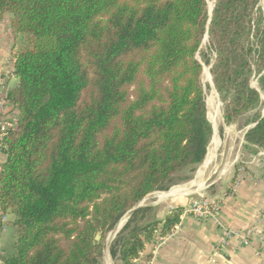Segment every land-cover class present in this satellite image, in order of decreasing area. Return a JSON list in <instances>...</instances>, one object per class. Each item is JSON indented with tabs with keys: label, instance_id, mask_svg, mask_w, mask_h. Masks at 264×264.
Masks as SVG:
<instances>
[{
	"label": "trees",
	"instance_id": "obj_1",
	"mask_svg": "<svg viewBox=\"0 0 264 264\" xmlns=\"http://www.w3.org/2000/svg\"><path fill=\"white\" fill-rule=\"evenodd\" d=\"M263 1L215 0L209 22L207 0H0L16 41L8 100L19 110L2 147L0 212L18 228L4 264H103L105 235L126 212L205 159L204 63L225 124L260 106L251 80L264 92ZM254 124L244 145L258 153L264 113ZM149 210L114 239L117 264L168 236L184 207L140 225Z\"/></svg>",
	"mask_w": 264,
	"mask_h": 264
},
{
	"label": "crops",
	"instance_id": "obj_2",
	"mask_svg": "<svg viewBox=\"0 0 264 264\" xmlns=\"http://www.w3.org/2000/svg\"><path fill=\"white\" fill-rule=\"evenodd\" d=\"M10 20V14L0 19V98L4 100L0 105V120L9 119L16 126L19 110L8 100L9 92L18 86L12 53L16 41L10 28ZM261 152L259 151L258 157H251L250 154L249 158L242 160L243 165L226 172L225 178L206 192L210 200L222 199L219 219L225 230L212 218L199 219L183 212L172 234L164 240L157 234L135 259L134 264H263L264 156L260 155ZM5 161L6 154L0 148V168ZM202 173L191 182L173 187L171 191L154 193L152 197L157 198L156 204L173 198L178 206H188L194 198L182 200L178 196L191 194L185 188L189 184L191 188L194 185L197 187L196 180ZM206 187L207 184L201 190ZM170 212L171 210L164 208L157 217L164 220ZM4 214L6 219L0 231V264H4L6 257L16 254L18 237L13 215L10 212ZM123 223L124 219L118 227ZM118 227L109 234V239L115 235ZM250 229L251 235L247 245H244L238 236L226 235V230L245 232ZM109 258L112 261L107 249L104 264H108Z\"/></svg>",
	"mask_w": 264,
	"mask_h": 264
},
{
	"label": "rangeland",
	"instance_id": "obj_3",
	"mask_svg": "<svg viewBox=\"0 0 264 264\" xmlns=\"http://www.w3.org/2000/svg\"><path fill=\"white\" fill-rule=\"evenodd\" d=\"M207 1H208V11L210 12L211 7H213L214 0H207ZM207 44H208V41L206 39V41L204 42V45H203V49L206 53H208L209 57L212 58V57H214V54L210 53V51L208 50ZM199 58L202 59V57L200 55H199ZM210 65H207L204 63V67L206 66V67L210 68ZM210 73H211V69H209V74ZM201 80H202V84L205 88L206 101H207L208 97H211V96L217 97L218 105L220 106L221 112L223 114L222 102H221L217 92L215 91L213 85H212V74H210V82L203 79V74H202ZM251 83L254 87L258 88L257 87L258 86V79L256 77L252 78ZM260 89H259V91H260ZM263 111H264V98H263L262 92H261V104L257 109L243 115L241 118H239L237 123L232 124V125L225 124L224 119L222 117L221 122H219L218 126L215 127V125H214L215 117L211 115V111H210L208 104H207L208 118H209L210 122L214 125L215 132L213 130V138H212V141L208 147V151H207L205 159L203 160V162L201 164H198L193 170H186L183 173H181L179 175V177H177L176 184L172 185L170 189L156 191V192L171 191V189L175 186L182 185V184L191 182L194 179H196L205 170V165H206L207 160L209 158L210 148H211V146L214 145L216 150H215V155L213 157L214 160H213L212 165L213 166L216 165V166H215V169H213L210 172V177L208 178V181L206 180L207 183L204 184V185L207 184V187L204 190L196 191L195 190L196 187L194 185L191 188L192 189L191 194H188L186 196L185 195L178 196V198H181L182 200H186V199H190V198L197 199V198H199L200 194H204L205 196H207L206 192L210 189V187L215 185V184H218L221 180H223L225 178L226 172H228L230 170L231 171L234 170L235 165H237V164L243 165L242 160H246L247 158H249L250 154H251V157H253V156L258 157L259 152L255 153L249 147H245L244 137H245V132H246L247 128L254 124L255 119L260 114H263ZM262 152H264V151H262ZM261 156H264V155H261ZM228 157H231L233 163L231 164V167L220 177L219 175L222 174V171L224 168V163L226 162ZM156 192H153V193H156ZM172 199L173 198L168 199L167 201H163L159 204H156L157 198H155V197L147 198L144 201L141 200V201H143L141 204V207H151V210L145 212V214L143 215V217L139 221L140 225H143V224L150 222V221L158 220V217H157L158 213L161 210H163L164 208H166V209L168 208L169 210H172L173 208L178 207V204L176 203V201H174ZM176 200H178V199H176ZM112 230H114V228H112L110 231H108L107 234L105 235V238L103 240V246L106 244V242L108 240V236ZM114 239H113V241H114ZM113 241H112V243H113ZM112 243H111V245H112ZM110 250H111V246H110ZM110 256L112 258V263L117 264V260H115L112 257L111 251H110ZM102 260H103V264H104V257L102 258Z\"/></svg>",
	"mask_w": 264,
	"mask_h": 264
},
{
	"label": "built area",
	"instance_id": "obj_4",
	"mask_svg": "<svg viewBox=\"0 0 264 264\" xmlns=\"http://www.w3.org/2000/svg\"><path fill=\"white\" fill-rule=\"evenodd\" d=\"M2 103H4V100H2L0 98V105ZM14 127H15V125L11 120H9V119L0 120V148L3 147L4 137L7 133V131L11 128H14ZM260 155H264V152H261ZM235 187H236V185L234 186V188ZM234 188H233L232 192H234ZM222 205H223L222 199L219 198V199L210 200L204 194H200L199 198L194 199L188 206H186L184 208V213L192 214L199 219L212 218V219L216 220L218 225L225 230L224 225L222 224V222L219 219V214L221 212ZM5 219H6L5 214H2L0 212V231H1V228H2V225L5 221ZM171 234L172 233H170L169 235H171ZM169 235L166 237H162V240L167 239L169 237ZM226 235L228 237L238 236L241 239V242L244 245H247V244H249L251 229L246 230L245 232H236L233 230H226ZM263 264H264V262H263Z\"/></svg>",
	"mask_w": 264,
	"mask_h": 264
},
{
	"label": "bare ground",
	"instance_id": "obj_5",
	"mask_svg": "<svg viewBox=\"0 0 264 264\" xmlns=\"http://www.w3.org/2000/svg\"><path fill=\"white\" fill-rule=\"evenodd\" d=\"M211 9H212V7H211ZM209 69H210L209 67H206V66L204 67L203 79L210 82ZM257 87H258V89H260L259 85ZM260 91H261V89H260ZM261 92H262V96L264 98V92L263 91H261ZM207 104H208V107H209V109L211 111V115L215 117L214 125H215V127H217L218 124H219V122H221V119L223 117L222 116L221 109H220V106L218 105V99H217V97H213V96L208 97ZM215 150H216V148L214 147V145L211 146L210 153H209V158H208L207 163L205 165V170L202 173V175L198 178V180H196V184H197V187L195 189L196 191L201 190L202 188H204V182L208 179L209 173L213 169H215V166L216 165L215 166L212 165L213 160H214L213 157L215 155ZM232 163L233 162H232L231 157H228L227 160H226V162L224 163V168H223L222 174L224 172H226L228 170V168L231 167V164ZM185 189H186L187 192H192V189H191V185L190 184L187 185V188H185ZM113 237L111 239L108 238V242L109 243L111 242V240L113 239ZM108 264H113L112 261L110 260V258L108 259Z\"/></svg>",
	"mask_w": 264,
	"mask_h": 264
},
{
	"label": "water",
	"instance_id": "obj_6",
	"mask_svg": "<svg viewBox=\"0 0 264 264\" xmlns=\"http://www.w3.org/2000/svg\"><path fill=\"white\" fill-rule=\"evenodd\" d=\"M263 2H264V1H263ZM214 6H215V0H214V4H213L212 9H211V11L209 12V15H210L209 22L211 21V17H212V13H213ZM206 39H208V33L206 34V37H205L204 42L206 41ZM211 67H212V64L210 65V69H211ZM212 85L214 86L213 76H212ZM253 87H254V86H253ZM214 88H215V86H214ZM257 89H258V88H257ZM215 90H216V89H215ZM258 90H259V89H258ZM216 92H217V91H216ZM217 94H218V93H217ZM263 113H264V111H263ZM222 116H223V114H222ZM208 119H209V118H208ZM209 121H210V120H209ZM211 124H212V123H211ZM212 126H213V130H214V132H215L214 125L212 124ZM253 126H255V124L249 126V127L247 128L245 134H246L247 131H248L250 128H252ZM209 145H210V144H209ZM208 147H209V146H208ZM207 151H208V149H207ZM153 194H154V193L149 194L148 196L145 197V199L152 197ZM145 199H144V200H145ZM142 200H143V199H142ZM144 200H143V201H144ZM143 201H139V202H138L133 208H131L129 211H127L126 214H125V215H124V216L118 221V223L115 225L114 229H115L116 227H118L120 221H121L122 219H124V223H123L120 227H118V230H117V232L115 233L113 239H114V238L116 237V235L121 231V229L125 226V224L128 222V220L130 219V217L132 216V214H133L138 208L141 207V204H142ZM112 231H113V230H112ZM112 231H111V232H112ZM111 232H110V233H111ZM100 237H101V233L98 232L97 235H96V240H99ZM113 239L111 240L110 243H109L108 240H107L106 244H105L104 247H103V257H104V262H105V254H106V250L108 249V251H110V246H111V243H112Z\"/></svg>",
	"mask_w": 264,
	"mask_h": 264
}]
</instances>
